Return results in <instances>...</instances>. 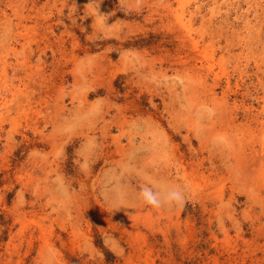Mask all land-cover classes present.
<instances>
[{
	"label": "rangeland",
	"instance_id": "obj_1",
	"mask_svg": "<svg viewBox=\"0 0 264 264\" xmlns=\"http://www.w3.org/2000/svg\"><path fill=\"white\" fill-rule=\"evenodd\" d=\"M0 264H264V0H0Z\"/></svg>",
	"mask_w": 264,
	"mask_h": 264
}]
</instances>
